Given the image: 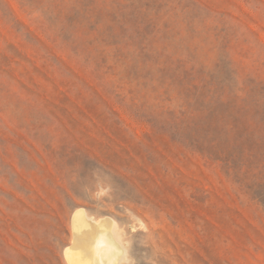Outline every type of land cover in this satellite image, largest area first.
I'll return each instance as SVG.
<instances>
[{"label":"rangeland","instance_id":"obj_1","mask_svg":"<svg viewBox=\"0 0 264 264\" xmlns=\"http://www.w3.org/2000/svg\"><path fill=\"white\" fill-rule=\"evenodd\" d=\"M264 264V0H0V264Z\"/></svg>","mask_w":264,"mask_h":264},{"label":"bare ground","instance_id":"obj_2","mask_svg":"<svg viewBox=\"0 0 264 264\" xmlns=\"http://www.w3.org/2000/svg\"><path fill=\"white\" fill-rule=\"evenodd\" d=\"M75 241L66 249L70 264H118L125 249L119 243L111 217L95 219L79 208L73 216Z\"/></svg>","mask_w":264,"mask_h":264}]
</instances>
